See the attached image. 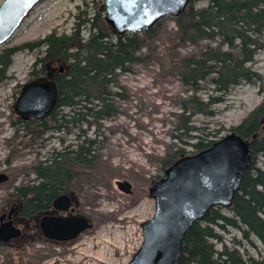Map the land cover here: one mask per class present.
Wrapping results in <instances>:
<instances>
[{"label": "trees", "instance_id": "1", "mask_svg": "<svg viewBox=\"0 0 264 264\" xmlns=\"http://www.w3.org/2000/svg\"><path fill=\"white\" fill-rule=\"evenodd\" d=\"M201 1H206V5L197 6ZM86 6L74 17L71 34L54 31L41 40L0 51V84L8 80L12 59L21 51L37 54L31 76L46 77L50 69L64 68V73L54 78L58 89L55 109L40 122L15 121L17 131L22 127L39 137L75 136L69 144L58 137L61 149L53 150L49 158L33 164L34 180L15 188L11 194L26 212L32 207L34 199L31 198L36 192L42 197L53 189L65 192L69 188L72 193L76 180L95 167L103 122L119 115L122 101L129 100L121 76L153 61L154 42L163 36L160 22L141 33L118 36L105 20L102 0L93 17H86ZM174 20L175 37L180 44L199 47L206 42V45L198 53L184 57L176 58L171 53L165 64L170 73L180 77L186 96L179 100L180 112L172 115V140L176 142L159 158L164 172L187 155L178 146L181 142L198 153L219 139L220 130L211 133L205 127L195 126L196 116L213 119L217 116L215 108L231 90L249 84L258 86L263 93L264 84L262 75L251 67L256 55L264 50V0H194ZM83 31L88 32L86 38ZM263 118L264 96L240 125L229 130L244 139L257 136L251 147V167L228 208L232 216L224 215V208L217 207L204 220L195 223L185 237L182 255L176 264H264V260L246 257L240 249L244 242L254 246L253 238L264 246V170L256 163L257 157L264 156V130L260 124ZM92 129L95 138L88 136ZM215 228L222 232L233 228L242 236L234 237L230 248ZM217 245L221 248L217 249Z\"/></svg>", "mask_w": 264, "mask_h": 264}, {"label": "rangeland", "instance_id": "2", "mask_svg": "<svg viewBox=\"0 0 264 264\" xmlns=\"http://www.w3.org/2000/svg\"><path fill=\"white\" fill-rule=\"evenodd\" d=\"M99 1L43 0L10 40L0 46V51L41 40L54 31L71 34L74 17L80 10H85L86 5V17H93ZM2 2L0 0V5ZM204 5L206 1L197 4L199 7ZM160 24L163 36L154 42L153 61L135 67L134 73L121 76V84L127 88L129 100L122 101L119 115L103 122L95 152L96 165L75 182L74 194H81L84 209L95 215L99 223L97 237L89 236L75 253L72 251L58 261L51 249L43 248L38 252V264H55L54 261L61 264H129L141 246V224L151 220L155 213L154 200L148 195L149 187L164 176L159 158L164 157L168 146L176 142L172 140V115L180 112L179 100L186 96L180 77L170 73L165 64L171 53L176 58L184 57L198 53L206 45V42L199 47L180 44L175 37L174 18L162 19ZM83 36L86 38L88 32L83 31ZM36 57L35 52H18L12 59L8 80L0 84V173L9 177L7 182L0 184V209L9 199L14 200L11 194L15 188L34 180L33 164L49 158L53 150L61 149L58 137L68 144L75 139L74 135L64 134L39 137L36 132H28L22 127H18L17 131L13 125L19 120L13 106L22 86L35 79L30 73ZM251 67L264 79V50L256 55ZM263 96L264 84L263 93L258 86L240 85L215 108L216 117L206 119L196 116L193 124L205 127L211 133L220 130V140L231 134L230 128L241 124L261 103ZM93 131H89L90 138H95ZM185 142L194 143L195 140ZM178 146L186 150V156L197 154L182 142ZM256 163L264 170V156L257 157ZM121 180L133 185V194L125 195L119 191L116 182ZM222 213L232 216L228 209H223ZM262 216L264 218V213ZM215 229L223 234L224 243L230 248L233 247V238L240 239L242 236L239 230L233 228H228L227 232ZM253 240L254 246L243 243L240 247L242 253L246 257L264 260V246L256 238ZM220 248L217 245V249ZM3 254L12 252L0 250V255Z\"/></svg>", "mask_w": 264, "mask_h": 264}, {"label": "water", "instance_id": "3", "mask_svg": "<svg viewBox=\"0 0 264 264\" xmlns=\"http://www.w3.org/2000/svg\"><path fill=\"white\" fill-rule=\"evenodd\" d=\"M43 0H3L0 5V46L10 40L14 32ZM106 22L112 31L122 36L149 30L165 18H178L194 0H102ZM58 89L55 80L38 77L26 83L13 106L23 122L42 121L55 109ZM264 130V118L260 121ZM244 139L231 133L216 141L210 148L185 156L165 170L164 177L152 184L148 195L154 200L155 213L141 224L143 243L129 264H176L183 251L189 230L204 220L217 207L228 209L251 167L252 145L256 139ZM9 180L0 173V184ZM120 192L133 193L127 180L117 181ZM66 195L54 201L56 209H67ZM12 212L0 225V244H7L21 236L13 225ZM5 215L0 218L3 222ZM59 231L72 240L92 227L87 220L80 223H58Z\"/></svg>", "mask_w": 264, "mask_h": 264}, {"label": "flooded vegetation", "instance_id": "4", "mask_svg": "<svg viewBox=\"0 0 264 264\" xmlns=\"http://www.w3.org/2000/svg\"><path fill=\"white\" fill-rule=\"evenodd\" d=\"M63 73V67L52 68L45 76L54 80ZM42 76L32 77L36 79ZM50 188H54V185H50ZM60 190L54 191L53 189L42 194V197L40 192H36L31 198V200L34 199L32 207L26 208L28 212L24 211L23 206L17 201L11 199L0 209V218L5 215L3 222L0 221V225L8 221V216L12 212L13 225L22 232L19 238L13 239L7 244H0V250L7 249L12 252V254L0 255V264H38L40 262L38 252L43 248L51 249V253L58 261L60 257L72 251L75 253L76 248L85 244V240L89 236L97 237L99 223L95 219V215L84 209L81 194L71 193L69 188L66 189L67 192ZM63 195L69 198L70 205L67 209H56L54 201ZM23 211L27 213V216H24ZM81 219L87 220L92 227L81 231L72 240H62L63 237L68 235V232L59 231L58 223L74 225L77 222L80 223ZM56 261H54L55 264H61V262L56 263Z\"/></svg>", "mask_w": 264, "mask_h": 264}]
</instances>
